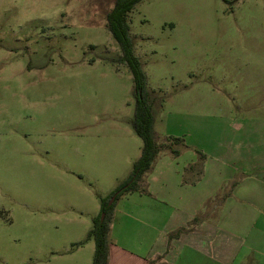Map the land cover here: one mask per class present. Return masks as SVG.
<instances>
[{"label": "rangeland", "instance_id": "1", "mask_svg": "<svg viewBox=\"0 0 264 264\" xmlns=\"http://www.w3.org/2000/svg\"><path fill=\"white\" fill-rule=\"evenodd\" d=\"M114 3L0 0V264H92L88 233L143 145ZM127 22L155 139L205 154L237 113L225 70L247 53L264 68V0H141Z\"/></svg>", "mask_w": 264, "mask_h": 264}, {"label": "crops", "instance_id": "2", "mask_svg": "<svg viewBox=\"0 0 264 264\" xmlns=\"http://www.w3.org/2000/svg\"><path fill=\"white\" fill-rule=\"evenodd\" d=\"M249 55L225 70V104L237 113L201 149L203 174L189 169L199 150L186 137L178 156L159 152L114 211L108 264H264V68Z\"/></svg>", "mask_w": 264, "mask_h": 264}, {"label": "trees", "instance_id": "3", "mask_svg": "<svg viewBox=\"0 0 264 264\" xmlns=\"http://www.w3.org/2000/svg\"><path fill=\"white\" fill-rule=\"evenodd\" d=\"M139 1L141 0H115L112 9L107 14V26L121 48L122 56L120 60L128 65L133 74L136 105L132 126L142 139L143 145L141 155L133 163L129 177L112 192L110 197L115 196L114 202L108 205L109 199H104L102 201L101 214L94 219L93 227L88 233V238H93L95 241L92 264H108L109 232L114 203L125 193L138 189L139 182L151 170L159 152L167 150L173 156H178L182 150L187 148L182 137L168 136L166 142L161 145L157 144L155 139V117L145 85L146 76L139 59L134 55L133 39L127 22L128 13ZM196 152L198 159L189 166V169L196 170L199 178L203 174L206 155L201 151ZM102 213H105L103 220H101Z\"/></svg>", "mask_w": 264, "mask_h": 264}, {"label": "water", "instance_id": "4", "mask_svg": "<svg viewBox=\"0 0 264 264\" xmlns=\"http://www.w3.org/2000/svg\"><path fill=\"white\" fill-rule=\"evenodd\" d=\"M114 199H115V196H113V198H112V200L109 202V204H111L112 201H114ZM104 217H105V213H102V215H101V220H103Z\"/></svg>", "mask_w": 264, "mask_h": 264}]
</instances>
